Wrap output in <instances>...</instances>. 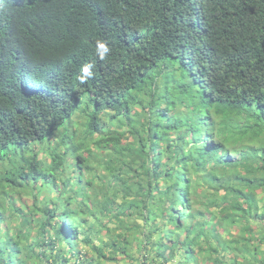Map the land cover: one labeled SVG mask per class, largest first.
Masks as SVG:
<instances>
[{
	"label": "trees",
	"instance_id": "16d2710c",
	"mask_svg": "<svg viewBox=\"0 0 264 264\" xmlns=\"http://www.w3.org/2000/svg\"><path fill=\"white\" fill-rule=\"evenodd\" d=\"M190 2L0 3V161L83 120L68 164L28 150L1 168L0 264H264V0L208 1L201 35ZM184 24L187 55L165 31Z\"/></svg>",
	"mask_w": 264,
	"mask_h": 264
},
{
	"label": "clouds",
	"instance_id": "9594fccd",
	"mask_svg": "<svg viewBox=\"0 0 264 264\" xmlns=\"http://www.w3.org/2000/svg\"><path fill=\"white\" fill-rule=\"evenodd\" d=\"M187 1H191L189 6H192L193 8L188 10V13L193 15L196 14L200 20L199 22H197V24H194L191 20H188L189 23L191 25H193L196 29H200L199 33L197 35H201L202 30L200 28V23L201 21L207 20V16H206V11H207V2L210 0H187ZM5 2V0H0V3L3 4ZM81 11V12H80ZM76 17L80 22H87L88 18L90 17V9H86L85 4L80 5L77 9L76 12ZM184 29H179L176 28L174 26H170L168 29L166 28L165 31L167 33L168 36V44L170 47H173L175 50L182 52L184 55H187L189 52V44L190 42L188 40H186L185 38L188 37L187 34V28L186 25L184 24ZM140 30L141 29H136V35L137 38H139L140 35ZM84 30L80 29L77 31V34H81L83 33ZM87 35V33H84L82 35H80L79 37H85ZM125 40V34H123L122 36V41ZM23 54H16L15 57L13 58V60L15 58H19L22 57ZM23 61H25L23 59ZM27 62H30L29 59L26 60ZM17 67V72L21 73V75L23 76V78L29 83V84H36V74L33 71L34 67H29L26 63H22V62H18V64H14ZM183 65V64H181ZM161 73L163 75L164 72H172V78H173V86H175V83L177 81L180 80H186L187 78H189L188 76L183 75V66H173V67H160ZM158 81H162V80H158ZM176 87V86H175ZM10 86L2 83V87L0 89L1 93H7L9 90ZM193 91L197 92L196 89H193ZM168 92L170 94H172V98H174V96H176V92H172V90H168ZM168 93V94H169ZM182 99H185V96H181ZM179 101V100H178ZM175 109H179L181 110L180 104L177 103L176 106L174 107ZM164 109V108H161ZM191 113H195L196 111H190ZM179 116V114H178ZM83 123V120L81 118L80 115H73L69 122L66 125V128L63 130V128H61L58 132H56L54 134V136L52 138H48L46 139L44 142L42 143H37V142H33L32 144H30L29 147L23 146V147H11V149H6L4 152V156H3V160L0 161V168H8V166L10 168H13L14 170L18 169V160H19V155H24L28 152V150L33 154V156L37 157V160L44 164H51V160L54 157V155H58L59 160H61L64 164H68L69 163V159L71 158L72 160H74V157L72 156V152L70 149V145H75L76 143V136L74 134L73 129L75 128H79L80 124ZM73 124H76L75 126ZM200 131H201V135L202 137L204 135L206 136H210L213 134L214 132V121L211 117H209L208 119H206L205 121L202 122V124L198 125ZM192 133H189L185 136L186 139L191 138ZM69 142V143H66ZM206 144H210L211 143V139L210 140H205L204 141ZM68 150V156L65 155V151ZM82 151V150H81ZM80 151V152H81ZM79 152V153H80ZM85 151H82L81 154H83ZM28 154V153H27ZM13 155L16 156V158L13 157ZM41 163V164H42ZM55 172L58 173V170L53 169V173ZM74 180V179H72ZM43 180H40V184L43 183ZM39 183V182H38Z\"/></svg>",
	"mask_w": 264,
	"mask_h": 264
},
{
	"label": "rangeland",
	"instance_id": "374dc122",
	"mask_svg": "<svg viewBox=\"0 0 264 264\" xmlns=\"http://www.w3.org/2000/svg\"><path fill=\"white\" fill-rule=\"evenodd\" d=\"M74 126L76 125V124H73ZM8 149H11V147L10 148H8ZM7 149V150H8ZM94 152H97V151H94ZM6 153V152H5ZM100 158V157H99ZM100 171H101V169H100ZM2 175H3V170L0 168V178L2 177ZM71 181H74V180H69V182L71 183ZM38 185H41L40 184V182L36 185V186H38ZM29 188L30 189H32V190H34L33 189V187H32V185H30L29 186ZM43 188H46V187H43ZM30 196H31V194H29V193H25V195H24V197L25 198H21V197H13L12 199H11V202L12 203H16V204H18V206L20 207V208H22V206L23 207H25V208H29L31 205H32V200L31 199H29L30 198ZM15 204V205H16ZM38 205V204H37ZM93 217H89V219H88V221L89 222H92L93 221V219H92ZM34 230V229H33ZM230 232H233L232 230H229ZM0 232L2 233V232H4V230L3 229H1V227H0ZM100 235L102 236H104V232L102 231H100ZM3 236V235H2ZM103 236H102V240L100 239V240H98V241H95V244L97 245V247L99 246V245H101V243L106 239V238H103ZM105 237V236H104ZM30 241V240H29ZM77 246H78V248L79 249H81V250H84V248L83 247H85V246H83L82 244H77ZM131 251H132V253L136 256V254H137V252L134 250V248L133 249H131ZM91 255V257H94L96 254L93 252V253H90ZM236 254H238V255H242L241 253H239L238 251L236 252ZM123 264H130L129 262H122ZM107 264V263H106ZM133 264H136L135 262L133 263Z\"/></svg>",
	"mask_w": 264,
	"mask_h": 264
}]
</instances>
